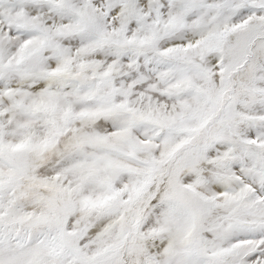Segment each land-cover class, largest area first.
I'll list each match as a JSON object with an SVG mask.
<instances>
[{
	"label": "snow or ice",
	"instance_id": "6c2138e0",
	"mask_svg": "<svg viewBox=\"0 0 264 264\" xmlns=\"http://www.w3.org/2000/svg\"><path fill=\"white\" fill-rule=\"evenodd\" d=\"M0 264H264V0H0Z\"/></svg>",
	"mask_w": 264,
	"mask_h": 264
}]
</instances>
